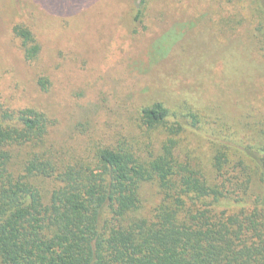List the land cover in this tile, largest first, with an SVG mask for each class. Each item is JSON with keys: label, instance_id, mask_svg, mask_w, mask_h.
I'll return each instance as SVG.
<instances>
[{"label": "trees", "instance_id": "1", "mask_svg": "<svg viewBox=\"0 0 264 264\" xmlns=\"http://www.w3.org/2000/svg\"><path fill=\"white\" fill-rule=\"evenodd\" d=\"M12 32L37 62L30 28ZM180 110L162 99L138 110L148 143L103 131L81 148L82 137L55 136L50 113L0 106V264H264V141L218 125L223 134H202L205 169L181 138L202 117ZM148 184L160 198L146 216Z\"/></svg>", "mask_w": 264, "mask_h": 264}, {"label": "rangeland", "instance_id": "2", "mask_svg": "<svg viewBox=\"0 0 264 264\" xmlns=\"http://www.w3.org/2000/svg\"><path fill=\"white\" fill-rule=\"evenodd\" d=\"M16 24L42 46L33 64L13 35ZM159 99L202 117L201 130L181 138L195 142L205 169L211 152L202 134L217 136L218 125L241 137L251 130L260 146L264 0H0V106L48 112L58 122L55 136L82 137L85 148L103 131L148 143L138 110ZM151 136L157 148L162 135ZM143 189L141 213L149 216L160 196L153 185Z\"/></svg>", "mask_w": 264, "mask_h": 264}]
</instances>
